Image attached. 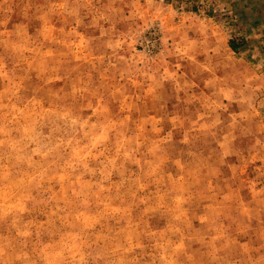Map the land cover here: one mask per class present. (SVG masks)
<instances>
[{
    "label": "rangeland",
    "instance_id": "obj_1",
    "mask_svg": "<svg viewBox=\"0 0 264 264\" xmlns=\"http://www.w3.org/2000/svg\"><path fill=\"white\" fill-rule=\"evenodd\" d=\"M0 264H264V0H0Z\"/></svg>",
    "mask_w": 264,
    "mask_h": 264
},
{
    "label": "trees",
    "instance_id": "obj_2",
    "mask_svg": "<svg viewBox=\"0 0 264 264\" xmlns=\"http://www.w3.org/2000/svg\"><path fill=\"white\" fill-rule=\"evenodd\" d=\"M228 47H229L233 52H235V51L237 50V47H236L235 43H233L232 40H229V41H228Z\"/></svg>",
    "mask_w": 264,
    "mask_h": 264
}]
</instances>
